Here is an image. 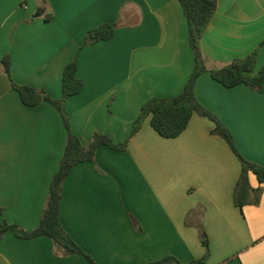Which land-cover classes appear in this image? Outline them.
I'll list each match as a JSON object with an SVG mask.
<instances>
[{
	"label": "crops",
	"instance_id": "crops-1",
	"mask_svg": "<svg viewBox=\"0 0 264 264\" xmlns=\"http://www.w3.org/2000/svg\"><path fill=\"white\" fill-rule=\"evenodd\" d=\"M201 39L207 72L196 82L198 102L232 132L240 153L264 166V92L225 87L210 74L257 50L264 66V0H216ZM114 23V35L84 46L91 29ZM9 55L16 83L52 98L77 58L82 91L68 98L72 132L88 146L95 133L121 144L151 98L179 95L194 67L188 22L179 0H0V222L33 231L43 217L68 130L49 102L25 105L2 60ZM215 124L195 113L175 138L161 136L148 117L124 151L106 145L94 162L77 164L63 184L60 220L97 264H264V193L240 207L234 193L242 172ZM264 190V189H263ZM201 230L209 243V256ZM0 264H90L63 255L48 236L7 232ZM175 264V263H171Z\"/></svg>",
	"mask_w": 264,
	"mask_h": 264
},
{
	"label": "trees",
	"instance_id": "trees-1",
	"mask_svg": "<svg viewBox=\"0 0 264 264\" xmlns=\"http://www.w3.org/2000/svg\"><path fill=\"white\" fill-rule=\"evenodd\" d=\"M188 22L189 42L195 53V67L183 89V91L171 98L155 97L148 100L142 107L139 116L133 123L130 137L121 144L115 143L109 135L95 133L88 146L72 132L66 103L69 97L79 94L84 82L77 76L78 61L75 58L68 63L63 74V93L60 98H52L46 93L29 85H22L15 82L12 77V62L9 55L2 60L3 68L11 79L12 88L16 90L22 102L27 106H36L43 101L49 102L62 115L65 126L68 130V141L60 161L59 170L54 175L49 198L40 224L33 231H25L18 225L9 223L6 220L0 222V239L7 232H13L17 237L33 239L40 236L50 237L58 251L63 255H83L90 264H97L95 260L86 253L64 230L60 220V207L63 198V184L71 173L72 169L82 162H94L96 151L100 146L106 145L118 151L127 149L132 136L137 134L144 121L150 117L152 127L165 138L179 136L190 123L193 115L198 113L208 117L215 124L212 134L220 136L229 145L232 152L238 157L242 165V172L237 182L234 198L237 206H244L248 202L252 187L250 184V173L254 174L260 185H264V166L247 160L237 148L231 130L223 124L213 113L206 110L197 100L195 86L199 77L208 71L205 66L201 39L212 21L216 10V0H179ZM114 23L102 24L88 31L84 46L110 39L117 29ZM257 50L253 51L244 59H237L228 66L212 70L210 74L214 80L225 87L231 88L239 85H246L251 89L264 92V66L255 73ZM261 189V188H259ZM257 191V190H256ZM2 210L0 209V214ZM202 244L206 248L203 259L196 262H204L209 256L210 243L205 231L201 230ZM178 263L175 257L168 256L149 264H171Z\"/></svg>",
	"mask_w": 264,
	"mask_h": 264
},
{
	"label": "rangeland",
	"instance_id": "rangeland-1",
	"mask_svg": "<svg viewBox=\"0 0 264 264\" xmlns=\"http://www.w3.org/2000/svg\"><path fill=\"white\" fill-rule=\"evenodd\" d=\"M261 189H257V191H256V203H258L259 204V202L261 201V198H262V196H263V193H264V188L263 187H260ZM246 204H248V202L246 203ZM245 204V205H246Z\"/></svg>",
	"mask_w": 264,
	"mask_h": 264
}]
</instances>
